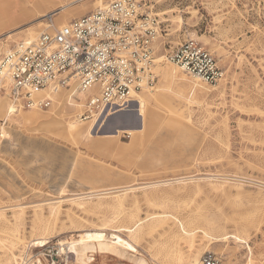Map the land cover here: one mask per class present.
<instances>
[{"label": "rangeland", "instance_id": "rangeland-1", "mask_svg": "<svg viewBox=\"0 0 264 264\" xmlns=\"http://www.w3.org/2000/svg\"><path fill=\"white\" fill-rule=\"evenodd\" d=\"M83 1L0 31V56L98 0ZM141 4L160 22L156 56L171 73L156 66L155 84L128 109L80 121L73 85L37 120L22 119L33 109L0 110V264H65L70 237L88 241L78 264H193L208 250L219 264H264V0ZM187 38L214 56L219 82L166 59ZM117 237L140 256L109 243Z\"/></svg>", "mask_w": 264, "mask_h": 264}, {"label": "built area", "instance_id": "built-area-1", "mask_svg": "<svg viewBox=\"0 0 264 264\" xmlns=\"http://www.w3.org/2000/svg\"><path fill=\"white\" fill-rule=\"evenodd\" d=\"M159 29L156 14L143 8L141 0H110L34 40L15 42L0 56V92L16 107L45 109L55 92L74 85L89 92L80 121L127 107L136 93L151 89L157 80ZM165 57L208 84L224 76L214 56L193 38ZM199 264H219V259L208 250Z\"/></svg>", "mask_w": 264, "mask_h": 264}, {"label": "bare ground", "instance_id": "bare-ground-1", "mask_svg": "<svg viewBox=\"0 0 264 264\" xmlns=\"http://www.w3.org/2000/svg\"><path fill=\"white\" fill-rule=\"evenodd\" d=\"M81 1V0H80ZM76 4V2H75V0H71V1H68V2H65V3H63V4H61L58 8H57V11L58 12H63V11H66L67 13L72 9V7L74 6ZM96 7L97 6H101L102 5V1H96V4H94ZM57 12V13H58ZM42 18L41 19H39L38 20V22H44V17H47V18H52L51 17V15L50 14H48V13H46L45 15H43V16H41ZM51 21V20H50ZM50 21H46V26L48 27H53L52 29L54 30V29H58L59 27H57L54 23H49ZM63 20L62 19H60V17H58L57 16V24H58V26H62L63 25ZM60 24V25H59ZM50 25H52V26H50ZM60 26V27H61ZM32 30V29H31ZM8 34V33H7ZM30 34V33H29ZM11 36V34L9 33L8 35H7V38H9ZM24 38V40H34L35 38H36V36L34 35V36H32L31 34L30 35H28V37H23ZM161 58H162V56L161 57H159L158 59H157V64H156V66H158V68L159 69H161V75H162V78L163 79H167V77L169 76V74L171 73V69L170 68H168L169 66H166L165 68L163 67V66H160V64H161ZM171 63V62H170ZM174 65V64H173ZM175 67H177L176 65H174ZM163 67V68H162ZM180 69V68H179ZM176 69H174V71H175ZM181 70V69H180ZM182 71V70H181ZM163 84V83H162ZM62 90L63 89H61V90H59V91H57V92H55L53 95H52V97H53V101H54V98H55V96H59V95H61V94H59V93H61L62 92ZM150 89H142L140 92H144V91H149ZM140 92H138V93H140ZM88 91H78V99L80 100V101H78V104L79 105H81V103H83L84 102V100H85V98L88 96ZM137 94V93H136ZM6 96V95H5ZM9 97V96H8ZM70 98V101L69 100H67V102H69V103H74L73 101H71L72 99H71V97H69ZM133 100V99H132ZM60 101V99L59 100H57L56 102H59ZM133 102V101H132ZM131 102V103H132ZM7 103H9V106L6 108V106H7ZM53 103V102H52ZM130 103V104H131ZM129 104V105H130ZM128 105V106H129ZM5 108H6V112L9 114L10 113V111L11 110H20L18 107H16L15 106V104H14V102L12 101V99L9 97V99H7V100H1L0 99V110H3V111H5ZM120 108H122V109H128V107L126 108V107H124V106H122V107H118V108H116L115 110H117V109H120ZM115 110H113V111H115ZM37 111H38V109H33V111L31 112V113H28V114H23V116H22V119H24V120H26V119H33V120H35L36 118H38L39 117V114H37ZM111 112V111H110ZM109 113V112H108ZM108 113H106V114H108ZM105 113H103V114H101L100 116H102V115H106ZM99 116V117H100ZM19 118L21 117V116H18ZM78 117V116H77ZM98 117V118H99ZM136 117H137V115L135 114L134 115V120H137L136 119ZM98 118H96V119H93V120H91V121H89V122H91V123H93V122H95ZM79 119V118H78ZM18 119H16V121H17ZM37 120V119H36ZM22 122V121H21ZM88 122V123H89ZM90 127L91 126H89L87 129L86 128H84V130H82L81 132V134H83L84 136H87L88 135V133L90 132ZM73 133H77V134H79V135H81L80 133H79V131L77 130V131H75V132H73ZM117 189V188H116ZM122 191V190H121ZM89 238V237H88ZM45 240L44 239H41V240H39V241H37L35 244H34V246H36V247H41V246H44L45 245V242H44ZM97 241V244L98 245H100V246H108L107 244H104V243H102V240H96ZM99 241H101V242H99ZM88 241L86 240V238H84V237H70V239H68L65 243H66V245H65V251H64V253H66V263L65 264H78L79 262H84V256H86L87 255V246H86V243H87ZM106 243V242H105ZM110 244H112V245H114L115 247H118V249H120V251L121 252H128V253H130L131 254V258H133L134 256H135V258H138V256H140V253L138 252V251H136L128 242H126L124 239H122L121 237L119 238V237H117L114 241H112V242H109ZM63 244V243H62ZM97 245V246H98ZM96 246V247H97ZM112 249V248H111ZM63 251V250H62ZM140 258V257H139ZM142 259V258H141ZM38 262H36V263H38V264H41L40 262L42 261H40V260H37ZM143 263H145V262H143ZM31 264H34V263H32L31 262ZM193 264H199L198 262H197V260L195 259L194 260V262H193Z\"/></svg>", "mask_w": 264, "mask_h": 264}, {"label": "crops", "instance_id": "crops-1", "mask_svg": "<svg viewBox=\"0 0 264 264\" xmlns=\"http://www.w3.org/2000/svg\"><path fill=\"white\" fill-rule=\"evenodd\" d=\"M63 1L69 0H0V31L19 26L27 17L40 16L43 13L51 12L57 9ZM83 2L84 1L77 0L76 4ZM84 5H80L77 11L83 10V8H85ZM58 13L56 12V14ZM54 19L56 20L57 17ZM60 19L64 21L63 25L67 23L63 17H60ZM55 25L59 28L61 26L60 24V26H58L57 21Z\"/></svg>", "mask_w": 264, "mask_h": 264}, {"label": "water", "instance_id": "water-1", "mask_svg": "<svg viewBox=\"0 0 264 264\" xmlns=\"http://www.w3.org/2000/svg\"><path fill=\"white\" fill-rule=\"evenodd\" d=\"M136 119H137V121H138V122H139V124H140V118L136 117Z\"/></svg>", "mask_w": 264, "mask_h": 264}]
</instances>
